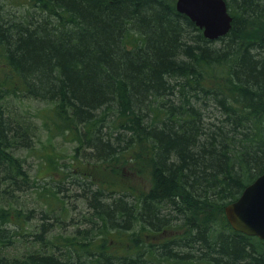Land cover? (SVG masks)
<instances>
[{
  "label": "trees",
  "instance_id": "trees-1",
  "mask_svg": "<svg viewBox=\"0 0 264 264\" xmlns=\"http://www.w3.org/2000/svg\"><path fill=\"white\" fill-rule=\"evenodd\" d=\"M225 1L232 30L210 41L177 0H0V100L46 102L50 143L75 144L33 178L14 154L33 137L0 105V249L32 244L0 264H264V241L224 211L264 173V0ZM121 160L151 188L119 187L107 168ZM73 188L85 227L53 235ZM170 225L182 235L148 240Z\"/></svg>",
  "mask_w": 264,
  "mask_h": 264
},
{
  "label": "rangeland",
  "instance_id": "rangeland-1",
  "mask_svg": "<svg viewBox=\"0 0 264 264\" xmlns=\"http://www.w3.org/2000/svg\"><path fill=\"white\" fill-rule=\"evenodd\" d=\"M260 34L258 32H248L247 38L248 39H254L259 38ZM1 95H3L2 99L0 100V105L5 106V109L7 113L13 117L14 119L20 120V127L21 131L23 133H28L32 135V139L30 140L34 146L30 149L25 148H14V154L16 157L20 158H26V161L28 162V165H30V173L33 178H47L48 173V162L46 161V155L52 154L54 149L57 154L59 155L61 153L64 157H72L73 158V151L75 149V144L69 143L66 141L63 137L58 138L56 141L51 142L49 140L48 133L46 132V129L44 127V119H45V111L43 109L49 108V105L46 102H40L36 100H27L24 99V97L16 96L14 94H8L7 92H2ZM16 122V121H15ZM14 125L18 126V124L14 123ZM13 127L15 128V126ZM18 127V129H20ZM13 129V128H12ZM10 139L13 138L12 133L9 134ZM13 142V140H11ZM84 156L80 157L81 162H85L86 160ZM78 161V162H80ZM86 168V166H84ZM87 168L92 167L87 166ZM111 168V169H110ZM110 168H107V172L112 173L110 176L115 180L118 184V186H122V184H125L126 186H131L134 189H136L138 192L147 191L151 188L152 180L151 177H148L144 170L141 169V172L136 171L138 167H133L135 170H132L131 167L124 165L121 163L115 164V166L110 165ZM110 178V177H109ZM111 179V178H110ZM2 178L0 177V184ZM8 186L6 184H3L2 187H0V191H4L5 188ZM75 187V186H74ZM74 192L71 194V197L68 199L71 202H69V212L67 215V220L64 224L61 225V227H56V231L53 232V235H57L60 233L64 234H70L73 231H76L78 227H85V225L81 224L80 222L83 221V216H80V213L85 212V207L83 204V201L81 197H75V194H77L78 190L73 188ZM66 199V200H67ZM11 203L15 206L16 203L19 204V208H22V206H26L29 209H36L37 211H47L43 209L42 203L39 201L37 197L36 192H20L16 191L14 193V196L12 197ZM65 201V200H64ZM10 204V203H9ZM72 208V210H71ZM70 214V215H69ZM69 216H71L69 218ZM34 224H37L41 221L40 217L35 219ZM33 222H29L32 224ZM54 222V221H53ZM28 223V224H29ZM78 223V225H76ZM80 224V225H79ZM33 227H37L34 226ZM177 235H182L181 226L179 225H170V227L167 228V231L162 233L160 236H149L148 240H154V241H160L164 242L167 238L175 237ZM52 236V235H51ZM50 236V237H51ZM66 236V235H65ZM32 246V244L29 245H17L12 248H8L6 250L0 249V255H10V256H17L21 257L22 254L28 253L30 250H28V247ZM35 247V246H34ZM36 248V247H35ZM47 252L51 251L47 247ZM111 251L116 252H122V244L119 242L118 239H116V243L111 244ZM51 253V252H50Z\"/></svg>",
  "mask_w": 264,
  "mask_h": 264
},
{
  "label": "water",
  "instance_id": "water-1",
  "mask_svg": "<svg viewBox=\"0 0 264 264\" xmlns=\"http://www.w3.org/2000/svg\"><path fill=\"white\" fill-rule=\"evenodd\" d=\"M177 10L210 41L225 37L232 29L233 18L225 0H177ZM225 213L234 230L264 240V174Z\"/></svg>",
  "mask_w": 264,
  "mask_h": 264
}]
</instances>
